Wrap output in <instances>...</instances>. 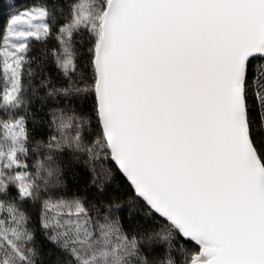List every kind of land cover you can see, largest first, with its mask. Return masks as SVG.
<instances>
[{"label": "snow or ice", "instance_id": "snow-or-ice-1", "mask_svg": "<svg viewBox=\"0 0 264 264\" xmlns=\"http://www.w3.org/2000/svg\"><path fill=\"white\" fill-rule=\"evenodd\" d=\"M57 97L34 138L32 104ZM65 152L91 165L95 199L62 197L59 165L28 162ZM116 173L142 223L109 197ZM38 235L52 264H264V0H69L67 14L42 0L10 14L0 264H43Z\"/></svg>", "mask_w": 264, "mask_h": 264}, {"label": "trees", "instance_id": "trees-1", "mask_svg": "<svg viewBox=\"0 0 264 264\" xmlns=\"http://www.w3.org/2000/svg\"><path fill=\"white\" fill-rule=\"evenodd\" d=\"M42 0H15L16 7H10L8 3L0 4V29H3L6 26L7 20L13 12L18 9H23L30 6L33 3H41ZM68 3L69 0H58V7L63 9L64 14L68 12ZM57 21L62 22L60 20V13H57ZM54 42L50 41L47 45L51 47ZM44 45L38 44L36 42H32V53L31 55L35 56L37 51L44 48ZM260 61H257L259 63ZM35 68V65H33ZM47 71L51 75V79L54 84L59 85L62 81L57 77L56 71L54 68L49 67ZM43 75L39 73L37 70V75L31 79V84H35L39 86L40 80L43 79ZM25 87L29 89V78L25 77ZM44 89L40 88V93L43 95ZM59 101V105L57 103ZM63 105L62 98H48L46 103L41 104L40 101H36L31 106V111L36 117V123H33L30 119L29 127L33 129V137L46 138L48 135L47 124L49 122L48 110L55 108L57 106ZM90 107V104L87 105ZM40 159L45 163L46 166L52 167L55 169L57 165H59L61 172L58 174L55 171L53 172V176L50 177L51 183L55 184L58 179L63 180L64 186L60 191V195L64 198H72L73 196H86L89 201L96 198L95 188L89 186V182L92 178V174L89 171L91 165L86 164L85 158L80 157L79 159H74L67 152L63 154L53 153V161L49 162L45 159V156L40 153L34 157L29 158V163H33L34 159ZM116 180L114 181L113 187L110 189L109 197L115 198L124 203V208L121 210V215L125 220L126 225L131 223H142L141 219V209L139 204L137 203L134 207H129V202L125 199L127 194V181L124 177L120 176L119 173H116ZM117 186H120L117 190ZM25 211L31 217V222L33 226L38 225L39 217L41 214V207L39 203H27L24 206ZM131 214V221L128 220V216ZM152 227V225H149ZM38 243L41 245V257L40 260L43 264H52V260L55 258L48 256V251L50 249V245H48L45 241H43L42 236L38 235Z\"/></svg>", "mask_w": 264, "mask_h": 264}]
</instances>
